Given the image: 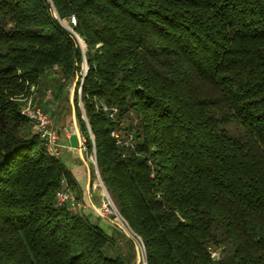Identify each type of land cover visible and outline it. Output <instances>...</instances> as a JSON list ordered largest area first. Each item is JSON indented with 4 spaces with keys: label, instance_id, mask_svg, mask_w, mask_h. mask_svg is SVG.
<instances>
[{
    "label": "trees",
    "instance_id": "16d2710c",
    "mask_svg": "<svg viewBox=\"0 0 264 264\" xmlns=\"http://www.w3.org/2000/svg\"><path fill=\"white\" fill-rule=\"evenodd\" d=\"M75 81L147 264H264V0H0V264L136 261L123 230L57 203L63 176L81 190L21 113Z\"/></svg>",
    "mask_w": 264,
    "mask_h": 264
},
{
    "label": "built area",
    "instance_id": "2783aa9c",
    "mask_svg": "<svg viewBox=\"0 0 264 264\" xmlns=\"http://www.w3.org/2000/svg\"><path fill=\"white\" fill-rule=\"evenodd\" d=\"M71 22L72 24H75L74 17L71 18ZM67 28L73 34H75L73 30H71L69 27ZM76 38L81 45V39H79L77 36ZM85 71L86 67L83 68L82 76L84 75ZM21 113L28 119L31 130L44 138L49 150L55 157H58L60 154L61 145L58 143V133L53 126V121L49 114L41 108L35 106L31 97L24 100ZM112 134L116 137L118 135L117 133ZM80 144L81 150H85L84 138L82 136L80 138ZM91 160H93L94 164L96 163L94 153L91 154ZM99 181L102 184L100 178ZM56 201L59 205L69 204L75 212L82 208V204L74 196L73 191L64 176L59 181V188L56 192ZM98 211L102 216L111 218L120 227V229L123 230L125 234L133 240L136 249V261L134 264H147L146 250L142 239L131 229L125 218L119 213L103 184Z\"/></svg>",
    "mask_w": 264,
    "mask_h": 264
},
{
    "label": "crops",
    "instance_id": "0c3cea01",
    "mask_svg": "<svg viewBox=\"0 0 264 264\" xmlns=\"http://www.w3.org/2000/svg\"><path fill=\"white\" fill-rule=\"evenodd\" d=\"M53 126L58 133V143L61 145L60 154L57 157L63 166L72 174L77 187L81 190L82 200L85 202L82 213L87 219L99 225L107 234L115 235L119 226L111 219L102 216L95 204L94 196L99 194L94 190L93 172L96 174L94 166L89 165L86 154L81 150V133L75 118L71 122L57 124L53 120ZM67 123V124H66ZM94 190L93 192L91 191Z\"/></svg>",
    "mask_w": 264,
    "mask_h": 264
},
{
    "label": "rangeland",
    "instance_id": "374dc122",
    "mask_svg": "<svg viewBox=\"0 0 264 264\" xmlns=\"http://www.w3.org/2000/svg\"><path fill=\"white\" fill-rule=\"evenodd\" d=\"M62 23L66 27H68L67 22L63 21ZM81 46L82 48H84V43L82 42V40H81ZM76 85L77 82L75 81L72 84L63 87L61 91L56 90V88H47L43 92L39 90L35 91V93H33V96L31 97L32 102L35 106L47 112L51 117V119L53 120L55 119L57 124H61L64 122L69 123L71 122L72 118H75L77 122L75 107H74V94H75L74 92ZM79 105L82 106L81 102L79 103ZM77 125L79 127L78 122ZM83 152L86 154L87 162L89 163L91 168L92 166H94L96 171V174L93 172V178H94L93 184L96 186L94 190L98 194L100 193L98 196H94L95 204L98 206L100 205L102 184L99 181V176L97 174L96 166L93 163V160H91V154L85 152V150H83ZM71 189L75 197L80 196L79 193L77 192V189L75 188H71ZM94 190L91 189L92 192ZM78 200L82 204V208L80 209V211L82 212L85 202H83L81 197H79Z\"/></svg>",
    "mask_w": 264,
    "mask_h": 264
},
{
    "label": "water",
    "instance_id": "95a60500",
    "mask_svg": "<svg viewBox=\"0 0 264 264\" xmlns=\"http://www.w3.org/2000/svg\"><path fill=\"white\" fill-rule=\"evenodd\" d=\"M74 85H75V83H74ZM95 166H96V163H95ZM96 169H97V167H96ZM97 174H98V171H97ZM98 176H99V174H98ZM100 178V177H99Z\"/></svg>",
    "mask_w": 264,
    "mask_h": 264
}]
</instances>
